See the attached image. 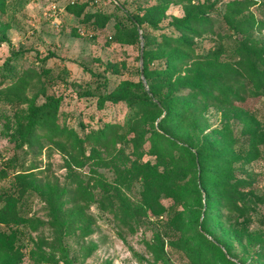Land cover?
<instances>
[{"label": "rangeland", "instance_id": "374dc122", "mask_svg": "<svg viewBox=\"0 0 264 264\" xmlns=\"http://www.w3.org/2000/svg\"><path fill=\"white\" fill-rule=\"evenodd\" d=\"M233 1L254 4L246 14L254 22H264V0H193L192 3L200 8L199 13L213 18L215 32L233 37L223 20L226 5ZM71 2L74 7L84 5V12L110 16L108 22L102 28L83 23L68 12ZM149 9L155 14L158 27L152 29L143 25L149 37L159 42L161 34L179 35L175 23L184 15L179 0H0V39L6 40L0 43V79L7 72L5 61L11 54L20 52L22 56L7 65L16 74L29 69L35 72L47 69L48 78H42L45 96L63 98L60 124H66L81 135L107 122L123 126L104 145L99 142L84 145L72 161L43 140L40 141L41 149L36 145L29 147L18 129L27 103H10L2 100L0 94V169L8 172V178L0 181V193L12 190L15 173L32 165L37 167L38 184L25 197L20 223L8 229L0 228L14 231L19 238L20 264H195L178 247V241L190 232L170 230L171 211L159 217L141 208L143 185L135 180L133 173L136 166L156 163L147 141L142 143L143 140L153 132L171 137L175 131L170 125L159 128L163 114L147 119L134 130L127 129L126 105L106 102L103 109L97 106V99L114 92L122 81L141 80L137 70L138 67L140 70V46L143 48L141 31H138L139 51L138 46L121 45L114 38L118 23L125 20V13L142 16ZM252 36L262 38L264 32ZM215 40L208 34L195 44L207 50L215 46ZM230 52L226 51L215 65L232 70L229 55L233 53ZM44 57L48 59L41 65L39 60ZM32 93L31 90L25 92L26 100ZM45 96L38 95L35 104H42ZM236 106L235 109L242 112L240 117L231 108L227 113L204 107L194 121L197 130L193 136L189 133V139L193 144L206 139L217 150H222L229 138L239 142L242 151L234 150L237 157L229 170L233 180L243 182L244 191L249 194L247 198L255 203V210L250 212V221L232 218L229 225L223 226L222 233L216 232L218 239L212 241L224 253V247L228 249L226 255L230 261L258 264L253 258L264 240L258 224V220L264 218V97L247 98ZM247 128L259 129L254 142L244 135ZM177 143L185 146L180 139ZM245 151L250 155H245ZM194 168L189 164L181 169L183 173L189 172L181 184L183 204L176 205L164 197L160 199L165 209L174 208L181 214L183 229L198 210V205L189 199L198 183L194 177L197 167ZM71 193L75 205L68 197ZM201 195L204 208L200 219L205 210L202 190ZM51 196L61 198L63 203L61 231L54 232L50 226L47 203ZM230 227L241 237L235 238Z\"/></svg>", "mask_w": 264, "mask_h": 264}, {"label": "trees", "instance_id": "16d2710c", "mask_svg": "<svg viewBox=\"0 0 264 264\" xmlns=\"http://www.w3.org/2000/svg\"><path fill=\"white\" fill-rule=\"evenodd\" d=\"M186 1L184 3V0H179L184 9L183 17L175 23L179 35L161 34L159 42L155 37H149L143 27L145 24L152 29L158 28L157 19L151 9L145 10L142 16L138 13H125V20L118 23L114 40L121 45H136L139 51L138 31H141L142 74L149 93L140 79L137 82L124 80L114 92L98 98L97 106L103 109L106 102L123 103L128 110L127 129L133 130L149 118L155 119L164 115L158 126L165 129L164 126L170 125L175 131L170 134L171 137L162 136L157 132H153L152 136L146 139L140 136L144 139L142 143L147 141L150 155L156 159L155 164H142L136 166L133 171L135 180L141 181L143 185L141 208L150 210L159 217L171 211L173 221L169 222L170 230L190 232L178 241V247L184 250L195 264H236L227 258L228 249L224 247V253L212 240L218 239L216 232L222 233L223 226L229 225L232 218L250 221V212L255 210V203L247 198L249 194L244 191L243 182L233 180L229 170L237 157L234 150L241 152L242 148L233 138L225 142L222 150L213 148L206 139L193 144L189 133L193 136L196 132L197 124L194 121L204 107L220 109L227 113L231 108L235 115L240 117L242 112L235 109L237 102L242 103L247 98L264 97V36H252L253 33L264 32V22H254L246 14L254 4L247 1L230 2L226 5V16H223V20L232 30L233 37L225 36L215 32L212 17L199 13L200 8L192 3L193 0ZM67 10L83 23H90L99 28L104 27L110 17L100 12H84V5L74 7V3ZM208 34L216 39V44L213 48L202 50L195 42ZM4 41L6 40L0 39V43ZM229 50L233 53L229 55L233 69L215 65ZM21 56L22 53L17 52L5 61L7 72L0 79V94L4 101L27 103L18 129L29 147L36 145L41 149L40 141L43 140L51 147L60 149L74 161L75 154H79L84 145L94 142L104 145L123 129L117 122H107L100 128L89 129L81 135L66 124H60L63 98L45 96V81H42V78H48L47 69L41 68L39 72L29 69L16 74L7 65ZM47 59L44 57L39 63L42 65ZM137 70L139 75V67ZM27 90L33 91L29 100L25 98ZM42 93L45 96L44 102L36 105L35 100ZM225 116L228 117L227 114ZM81 128L84 131L82 125ZM257 129L247 128L244 131L249 141L256 140ZM177 139L185 146L179 145ZM254 152L256 149L253 147L252 153ZM245 155L249 156L250 153L245 151ZM189 164L197 167V172L192 171L198 183L195 184L189 199L198 205V210L195 216L186 222L187 228L183 229L181 214L174 208L165 209L160 199H171L176 205L184 203L181 184L189 172L186 170L183 173L181 169ZM159 168L162 172H159ZM36 170L37 167L32 165L15 173L12 178V190L0 193V228L8 229L20 223L25 197L30 189L38 184ZM7 178L8 172L0 169V181ZM201 190L205 196V210L200 219L204 208L201 203ZM68 197L75 205L73 194ZM60 200L61 198L51 196L47 203L50 226L54 232L61 231L63 227L60 223L63 203ZM184 206L192 211L187 204ZM258 224L262 227L264 235V218L259 219ZM229 231L235 238L241 237L236 229L230 227ZM261 241L260 249L253 258L258 264H264V240ZM18 242L19 238L14 231L0 229V264H20L22 250Z\"/></svg>", "mask_w": 264, "mask_h": 264}, {"label": "water", "instance_id": "95a60500", "mask_svg": "<svg viewBox=\"0 0 264 264\" xmlns=\"http://www.w3.org/2000/svg\"><path fill=\"white\" fill-rule=\"evenodd\" d=\"M142 50H143V48H142V45H141V46H140V58H139V65H140V78H141V81H142L143 85H144L145 88H146V92L149 93V92H148V89H147V84H146L145 79H144L143 74H142Z\"/></svg>", "mask_w": 264, "mask_h": 264}, {"label": "built area", "instance_id": "2783aa9c", "mask_svg": "<svg viewBox=\"0 0 264 264\" xmlns=\"http://www.w3.org/2000/svg\"><path fill=\"white\" fill-rule=\"evenodd\" d=\"M74 2H71V5L73 4ZM80 32V30H78ZM80 34H82V32H80Z\"/></svg>", "mask_w": 264, "mask_h": 264}]
</instances>
